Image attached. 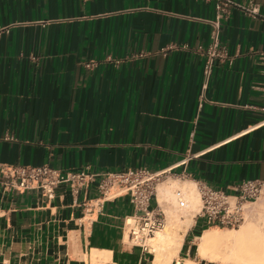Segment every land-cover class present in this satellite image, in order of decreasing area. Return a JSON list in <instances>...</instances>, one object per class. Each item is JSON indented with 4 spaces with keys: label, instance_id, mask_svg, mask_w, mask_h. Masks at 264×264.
<instances>
[{
    "label": "crops",
    "instance_id": "1",
    "mask_svg": "<svg viewBox=\"0 0 264 264\" xmlns=\"http://www.w3.org/2000/svg\"><path fill=\"white\" fill-rule=\"evenodd\" d=\"M256 1L254 17L248 0H232L220 41L234 59L206 78L199 48L211 41L214 0H0V168H172L182 182L227 191L264 178ZM100 196L98 179L48 198L0 172V264H92L95 252L107 264H152L125 228L136 211L128 196L101 208ZM201 221L185 234L182 264H215L197 256Z\"/></svg>",
    "mask_w": 264,
    "mask_h": 264
},
{
    "label": "built area",
    "instance_id": "2",
    "mask_svg": "<svg viewBox=\"0 0 264 264\" xmlns=\"http://www.w3.org/2000/svg\"><path fill=\"white\" fill-rule=\"evenodd\" d=\"M217 10L216 19L212 22L211 41L203 50L206 55L204 73L208 78L215 61L232 62L231 55L220 41L221 20L229 16V6L232 0H214ZM250 15L260 14V4L256 0H248L242 6ZM264 54V53H263ZM264 90V87H263ZM264 110V105L261 107ZM3 176L10 179L12 187L19 191L39 189L48 198H54L56 189L61 184H68L74 193L89 186L98 179V189L101 198L97 206L102 207L106 200L120 196H128L136 211L125 219V228L129 233L130 242L144 251L152 254L149 239L161 230L166 223V214L162 210L157 197V187L173 176L172 168L161 171H152L147 167L129 168L121 171L94 173L87 170L68 171L55 168L48 163L41 165H3L0 168ZM201 199V207L196 216L203 220V227H239L246 219L247 214L259 199L264 196V178L244 179L229 186L230 191L223 188H214L205 183L196 185ZM182 190L176 191L181 206ZM156 200V206L151 201Z\"/></svg>",
    "mask_w": 264,
    "mask_h": 264
},
{
    "label": "bare ground",
    "instance_id": "3",
    "mask_svg": "<svg viewBox=\"0 0 264 264\" xmlns=\"http://www.w3.org/2000/svg\"><path fill=\"white\" fill-rule=\"evenodd\" d=\"M169 179L157 187L158 200L167 222L148 241L154 255L153 264H172L173 261L182 264L178 254L201 207L195 183L182 182L177 177ZM178 189H182L184 206L176 196ZM242 224L235 228L215 226L205 229L197 243L198 258L218 264H264V211ZM108 258L103 252H95L92 264H107Z\"/></svg>",
    "mask_w": 264,
    "mask_h": 264
},
{
    "label": "rangeland",
    "instance_id": "4",
    "mask_svg": "<svg viewBox=\"0 0 264 264\" xmlns=\"http://www.w3.org/2000/svg\"><path fill=\"white\" fill-rule=\"evenodd\" d=\"M170 180V179H169ZM197 189V187H196ZM182 190V189H181ZM198 191V189H197ZM199 193V192H198ZM200 195V194H199ZM262 211H264V196H262L261 199H259L255 204L252 205V207L250 208L249 212H248V217L246 219V221L243 223L245 224L247 222V220H249L250 218H253L254 216H258ZM167 218V217H166ZM167 222V220H166ZM203 220L201 221V224H202ZM166 224V223H165ZM242 224V225H243ZM237 229V228H236ZM196 243H198L196 240H195ZM151 250V249H150ZM195 250H196V246H195ZM152 256V260H154V255L151 254ZM200 260V259H199ZM152 264H153V261H152ZM215 264H218V263H215Z\"/></svg>",
    "mask_w": 264,
    "mask_h": 264
},
{
    "label": "trees",
    "instance_id": "5",
    "mask_svg": "<svg viewBox=\"0 0 264 264\" xmlns=\"http://www.w3.org/2000/svg\"><path fill=\"white\" fill-rule=\"evenodd\" d=\"M208 227H205L204 229H207ZM203 233V232H202ZM199 236H200V234H199Z\"/></svg>",
    "mask_w": 264,
    "mask_h": 264
}]
</instances>
